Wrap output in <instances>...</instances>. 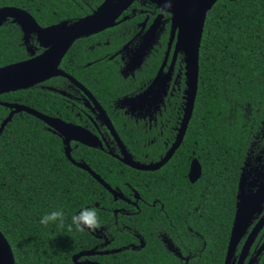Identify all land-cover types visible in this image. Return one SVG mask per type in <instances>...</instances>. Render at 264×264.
<instances>
[{"label": "flooded vegetation", "instance_id": "obj_1", "mask_svg": "<svg viewBox=\"0 0 264 264\" xmlns=\"http://www.w3.org/2000/svg\"><path fill=\"white\" fill-rule=\"evenodd\" d=\"M154 19H158L160 24L152 46L144 54L139 66L125 67L126 62L131 59L132 51L139 45ZM116 21L118 23L115 25L124 21L131 22L122 32L123 37L128 35V38L120 47L110 52H93L91 49L94 45L91 44L86 61L80 65L66 63L63 60L64 54L58 68L65 74L53 75L25 88L0 93V125L13 110L1 104L7 102L22 104L50 117L59 118L68 124L87 130L94 136L95 146L67 138L72 160L87 164L105 182H99L87 170L77 166L86 171L92 181L99 186L97 193L94 194L97 199L77 209L75 213L85 207H95L100 226L95 230L77 231L76 247L70 254L72 264H218L219 259L221 264H224L231 227L225 242L220 233L223 206L215 201V197L210 198L207 186L203 182L198 184L203 176V170L194 150L186 149L182 156L180 143L164 164L151 168L154 163L162 159L175 140L185 107L184 54L182 51L174 54L177 30L173 37H170L171 13L164 11L153 0H132ZM8 22L15 24L11 18H6L0 27ZM108 28L81 36L73 43L82 38L100 35ZM20 39L25 56L16 61L28 59L45 49L40 46L35 34L29 37L28 44L32 46L29 51L22 41V31ZM101 43L108 45V37ZM152 56H158L155 59L157 61L155 71L150 77L144 78L141 74L142 67ZM180 56V63L177 65ZM16 61L3 63L0 66ZM101 61L104 63L112 61L113 65L109 73L108 70H101ZM105 67L108 68L107 64ZM159 72L163 78L166 74L168 77L162 101H160L159 83L152 97H148L145 103H139L132 109L130 100L138 98ZM101 78L102 81H98ZM113 78L118 79L113 80ZM178 93L182 98V106L181 113L176 115L178 111L175 103ZM44 94L47 95L45 98ZM170 105L176 116L171 125L168 119L170 115L163 116L162 112ZM33 117L40 121V131L44 132L45 129L57 137L64 152L66 146L64 141L67 136L50 128L43 120L26 110L13 112L11 119L3 125L0 133L13 118L32 119ZM115 118L133 121L142 128L145 134L142 140L145 141L146 146L158 141L166 129L170 138L165 137L164 147L157 145L127 147L114 123ZM117 137L124 147L117 141ZM249 148L238 176L234 194V214L239 192V177L242 172L245 176L243 186L245 193L255 192L264 186V147ZM93 149L99 153L96 155L97 152H92ZM90 153L93 154L92 157ZM127 158L133 163L148 168H134L126 162ZM67 159L71 162L69 158ZM91 159L99 171L91 164ZM194 159L200 165V174L193 178L190 176V168ZM177 165L182 166L179 176L176 175ZM168 174H171L172 181L170 179L166 181ZM153 178L159 179L156 183L164 181L166 187L152 186L150 180ZM106 185L110 188L108 189ZM262 206L260 214L253 220L250 228L264 213V202ZM215 215H218V220ZM244 239L245 237L237 243L230 264H259L264 249L259 253L257 249L264 242V226L251 243L247 254L240 259Z\"/></svg>", "mask_w": 264, "mask_h": 264}, {"label": "trees", "instance_id": "obj_2", "mask_svg": "<svg viewBox=\"0 0 264 264\" xmlns=\"http://www.w3.org/2000/svg\"><path fill=\"white\" fill-rule=\"evenodd\" d=\"M101 1L0 0V6L21 7L45 26L87 15ZM129 23L124 21L100 35L75 41L63 60L84 63L91 44L93 52H110L120 47L128 38L122 32ZM20 36V29L13 23L0 27V64L25 56ZM107 37L109 44L101 43ZM157 57H149L144 63L141 72L144 78L155 71ZM180 59L181 56L177 65ZM100 64L101 70L108 73L113 65L112 61ZM175 105L179 115L180 93ZM162 112L163 116L170 115L169 125L173 124L176 116L171 105ZM113 120L127 147H164L163 140L170 138L166 129L158 141L146 146L143 129L137 124ZM179 147L182 156L186 149L194 150L203 170L198 184L203 182L210 198L215 197L223 206L220 233L226 242L240 168L249 147H264V0H217L207 12L194 107ZM91 164L99 171L92 159ZM181 165L175 168L177 176L181 174ZM166 177V181L172 178L171 174ZM157 180H150L152 186L166 187L164 181L156 183ZM98 186L86 171L65 157L55 135L45 129L40 131L38 119L13 118L0 133V230L10 243L15 264H72L70 254L78 237L77 230L70 227L71 216L97 199L94 194ZM56 209L64 213L62 225L39 224L41 215ZM215 217L218 220V215ZM217 263L221 264V260ZM259 264H264V251Z\"/></svg>", "mask_w": 264, "mask_h": 264}, {"label": "water", "instance_id": "obj_3", "mask_svg": "<svg viewBox=\"0 0 264 264\" xmlns=\"http://www.w3.org/2000/svg\"><path fill=\"white\" fill-rule=\"evenodd\" d=\"M131 1L132 0H102L96 9L87 15L73 20L64 19L46 26L40 25L30 12L21 7L13 5L0 6V24L6 18H11L12 22L17 24L22 31V41L26 44V49L28 51L29 48H32V46L28 44L31 34H35L36 40L39 42L40 46L45 48L41 53L31 56L28 59L0 66V93L18 88H25L53 75L65 74L58 68V64L73 41L81 36L98 32L118 23L116 18ZM153 1L164 11H169L171 13L170 37H173L175 30H177L174 54L177 51L183 52L186 78V87L183 94L185 107L181 123L175 140L171 144L169 150L159 162L154 163V165L151 166V168H157L171 157L175 148L181 143L188 121L192 115L198 86L199 50L203 27L207 12L217 0ZM159 24L160 21L158 19L153 20L142 36L139 45L132 51L131 59L126 62L125 67L135 68L139 66L144 54L152 46ZM167 80V74L163 78L159 72L148 88L138 95V98L130 100L132 109L136 108L139 103H145L148 97H152L158 89L159 83L161 85L160 101H162V95L166 92ZM154 87L155 89H153ZM1 104L13 108V110L10 111L8 116L2 121L0 131L2 130L3 125L11 119L13 112L26 110L27 112L34 114L40 120H43L50 128L67 136L64 141L66 144L64 147L66 157L76 166L87 170L99 182L105 183L87 164L76 162L72 160L70 156V147L67 146V138H74L93 146L96 145L93 141L94 136L87 130L76 125L68 124L59 118L50 117L41 112H37L22 104H11L7 102H1ZM116 139L122 145L120 139L118 137ZM122 147L124 146L122 145ZM126 162L134 168H148V166L143 167L141 164L133 163L128 158ZM199 174L200 165L198 161L194 159L192 160L190 168V176H193L194 178V176H199ZM244 183L245 176L242 172L239 177V192L237 194L236 210L230 230L224 264H230V258L233 255L237 243L245 237L240 251V259H242L247 254L256 235L264 226L263 213L250 228L253 220L258 217L262 210V204L264 202V186H261L255 192L245 193L243 189ZM106 187L108 189L110 188L108 185H106ZM262 249H264V242H262L257 249V253ZM0 264H15L10 243L1 230Z\"/></svg>", "mask_w": 264, "mask_h": 264}, {"label": "clouds", "instance_id": "obj_4", "mask_svg": "<svg viewBox=\"0 0 264 264\" xmlns=\"http://www.w3.org/2000/svg\"><path fill=\"white\" fill-rule=\"evenodd\" d=\"M64 213L56 209L51 210L39 218V224L48 226L50 224H63ZM100 226L97 210L95 207H85L71 216V225L77 231L95 230Z\"/></svg>", "mask_w": 264, "mask_h": 264}]
</instances>
